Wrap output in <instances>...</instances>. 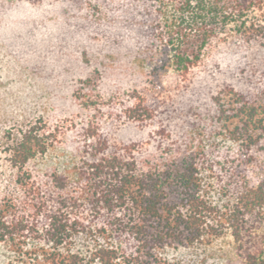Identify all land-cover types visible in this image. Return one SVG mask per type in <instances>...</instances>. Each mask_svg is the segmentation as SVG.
Wrapping results in <instances>:
<instances>
[{"label":"trees","instance_id":"16d2710c","mask_svg":"<svg viewBox=\"0 0 264 264\" xmlns=\"http://www.w3.org/2000/svg\"><path fill=\"white\" fill-rule=\"evenodd\" d=\"M142 1L161 48L155 69L174 68L183 86L212 42L264 46V0ZM77 99L90 113L84 122L21 129L10 150L15 189L0 200V244L42 264H174L170 248L230 237L244 264H264V245L250 243L251 223H264V87L250 93L225 84L213 96L211 135L222 142L210 145L186 141V112L174 121L165 97L154 103L141 88L103 103ZM123 125L136 135L118 136ZM71 136L80 152L78 195L71 209H53L49 181L27 165ZM246 163L263 169L254 185ZM53 182L65 185L61 177ZM81 233L96 241L88 255L71 250Z\"/></svg>","mask_w":264,"mask_h":264},{"label":"rangeland","instance_id":"374dc122","mask_svg":"<svg viewBox=\"0 0 264 264\" xmlns=\"http://www.w3.org/2000/svg\"><path fill=\"white\" fill-rule=\"evenodd\" d=\"M148 10L142 0H0V200L15 189L17 167L11 164L10 150L21 129L39 121L66 124L69 117L84 122L90 113L78 95L89 103H103L141 88L154 103L165 97L174 121H182L180 115L186 112V141L222 142L211 135L213 96L225 84L250 93L264 87V46L212 42L191 85L183 86L174 68L155 69L162 64V54L147 27ZM116 133L127 138L136 135V129L123 125ZM73 138L48 146L27 165L36 177L49 181L53 209H71V198L78 195L75 167L80 152ZM247 165L254 185L263 169ZM53 177H61L65 185ZM251 224L250 243L264 245V223ZM232 242L225 237L211 245L170 248L167 256L174 264H244ZM95 243L81 233L71 250L88 255ZM0 264L42 262L31 252L0 244Z\"/></svg>","mask_w":264,"mask_h":264}]
</instances>
